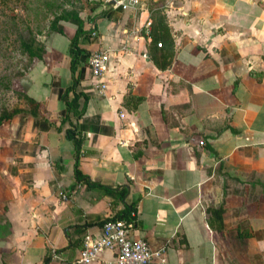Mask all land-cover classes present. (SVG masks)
<instances>
[{"label":"crops","instance_id":"0c3cea01","mask_svg":"<svg viewBox=\"0 0 264 264\" xmlns=\"http://www.w3.org/2000/svg\"><path fill=\"white\" fill-rule=\"evenodd\" d=\"M110 1H83L77 53L65 23L20 78L45 114L0 124V264H79L83 235L127 208L166 264H264V0Z\"/></svg>","mask_w":264,"mask_h":264},{"label":"rangeland","instance_id":"374dc122","mask_svg":"<svg viewBox=\"0 0 264 264\" xmlns=\"http://www.w3.org/2000/svg\"><path fill=\"white\" fill-rule=\"evenodd\" d=\"M84 0H0V113L27 106L20 78L36 58H30L20 46V33L30 30L34 39L45 48L46 36L62 27V19H73ZM60 33V32H57ZM45 50L42 51V55Z\"/></svg>","mask_w":264,"mask_h":264},{"label":"built area","instance_id":"2783aa9c","mask_svg":"<svg viewBox=\"0 0 264 264\" xmlns=\"http://www.w3.org/2000/svg\"><path fill=\"white\" fill-rule=\"evenodd\" d=\"M122 9L136 8L139 0H119L117 2ZM146 34L150 36V21L145 23ZM92 36H97L91 31ZM157 46H161L158 42ZM110 57L105 50H95L87 57V67L95 80V89L102 93L107 88V81L104 79L109 69ZM200 145L204 142L200 141ZM59 196L67 200L68 195L61 191ZM136 224L135 211L124 216L107 217L100 232L91 233L87 231L81 239L76 263L91 264L102 252L109 250L115 253L114 258L104 264H166L165 248L153 249L143 238H133L131 232Z\"/></svg>","mask_w":264,"mask_h":264},{"label":"trees","instance_id":"16d2710c","mask_svg":"<svg viewBox=\"0 0 264 264\" xmlns=\"http://www.w3.org/2000/svg\"><path fill=\"white\" fill-rule=\"evenodd\" d=\"M61 18L65 19V20H67V21H69L71 23H74L76 25L78 24V28L76 29L74 36L70 39L71 50L74 51L75 53H77V38H78V34L80 32V29H81L80 19H79V17H77V14H74V18L73 19H67L66 17H61ZM160 25H161V29L163 31L164 30L167 31V25H166V22L164 21V19L161 20V24ZM54 30L57 31V32H60V33L63 32L61 26H59L58 28L55 27ZM19 38H20L19 39L20 40V46L26 52L28 57L36 58V59H42L43 55L41 53H42L43 50H45V48H44V46L42 47L41 44L38 43L34 39V37L30 33V30H28L26 35H25L24 32L20 33ZM75 58H76V56H74L71 59V68L74 65ZM24 98H25V100L27 102V107H28L29 111L32 114H37V113H39L40 115H44L45 114L44 102H37L33 98L27 96L26 94H24ZM73 107H76V106L73 105ZM18 110L19 109L15 108V109H12L11 111H3V112H1L0 113V124L2 123L3 120L8 119L14 112H16ZM82 112H83V109L80 112H76V115L80 116L82 114ZM74 140H75V142L77 144V147H79L80 141H81L79 133L75 134ZM78 176H79V174H78ZM132 211H133L132 209L129 210L127 208L125 213L128 214V213H130ZM222 212H223V209L221 207L218 208V209H212L211 210V213L214 216H216V218L218 219V224L217 225H218L219 228H220V224H221V214H222ZM124 215H126V214H124ZM120 216H123V215L121 214Z\"/></svg>","mask_w":264,"mask_h":264},{"label":"water","instance_id":"95a60500","mask_svg":"<svg viewBox=\"0 0 264 264\" xmlns=\"http://www.w3.org/2000/svg\"><path fill=\"white\" fill-rule=\"evenodd\" d=\"M119 0H112L110 1V4H114L115 2H118Z\"/></svg>","mask_w":264,"mask_h":264}]
</instances>
